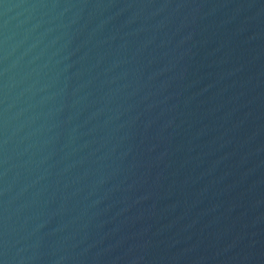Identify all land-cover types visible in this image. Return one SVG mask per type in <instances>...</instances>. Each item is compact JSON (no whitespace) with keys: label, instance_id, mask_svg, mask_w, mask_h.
<instances>
[{"label":"water","instance_id":"water-1","mask_svg":"<svg viewBox=\"0 0 264 264\" xmlns=\"http://www.w3.org/2000/svg\"><path fill=\"white\" fill-rule=\"evenodd\" d=\"M0 264H264V0H0Z\"/></svg>","mask_w":264,"mask_h":264}]
</instances>
